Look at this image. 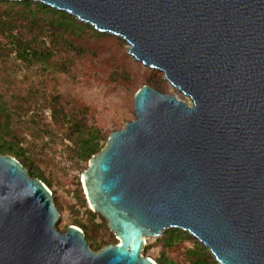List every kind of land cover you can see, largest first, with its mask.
<instances>
[{
	"label": "water",
	"instance_id": "1",
	"mask_svg": "<svg viewBox=\"0 0 264 264\" xmlns=\"http://www.w3.org/2000/svg\"><path fill=\"white\" fill-rule=\"evenodd\" d=\"M27 1V0H11ZM101 32L192 99L144 85L136 119L83 173L119 243L66 233L53 193L0 153V264H157L148 238L190 232L219 264H264V0H33Z\"/></svg>",
	"mask_w": 264,
	"mask_h": 264
},
{
	"label": "rangeland",
	"instance_id": "2",
	"mask_svg": "<svg viewBox=\"0 0 264 264\" xmlns=\"http://www.w3.org/2000/svg\"><path fill=\"white\" fill-rule=\"evenodd\" d=\"M21 2L0 0V21L5 22L0 25V34L7 37L12 31L16 33V39L0 35V129L8 125L10 135L3 138L21 143L24 157L17 160L27 171L39 172L50 182V187L44 183L60 213L56 228L66 233L71 225L80 229L79 225H84L90 248L98 252L119 240L107 219L104 217L105 222L93 211L83 184L90 161L75 156L71 129L55 119L53 109L63 107L72 119L97 127L104 145L112 132L137 118L134 98L144 85L175 95L189 105L192 99L174 87L164 71L135 59L124 38L101 32L89 23L94 30L86 26L66 32L52 25L51 14L35 10L34 3L28 8ZM14 40L35 56L21 59ZM174 229L148 238L143 255L157 264L161 260L190 264L189 251L201 245L206 249L204 254L216 260L188 231L182 230L183 236L169 243Z\"/></svg>",
	"mask_w": 264,
	"mask_h": 264
},
{
	"label": "trees",
	"instance_id": "3",
	"mask_svg": "<svg viewBox=\"0 0 264 264\" xmlns=\"http://www.w3.org/2000/svg\"><path fill=\"white\" fill-rule=\"evenodd\" d=\"M24 5H26L28 8H30L31 3H34L36 5L35 10H41L46 13L51 14L52 16V25L57 28L63 29L66 32L69 31H81L84 27H89L90 29L94 30V28L87 24L80 22L76 17L72 16L71 14L59 11L55 8H52L48 5H45L40 2H33L31 0L22 1ZM5 24V22L0 21V25ZM17 29V28H16ZM2 32V31H1ZM1 35V34H0ZM5 38H9L12 36V38L16 39V33L12 31L10 35L4 36ZM16 41V42H15ZM17 49H19V53L21 56V59L23 60H31L35 55L29 54L30 51H27V48L22 47L17 40L13 41ZM10 43V41H9ZM12 46V43H10ZM39 58V57H37ZM53 116L58 122H61L62 124L68 125L69 129H71V141L74 144V147H72V150L75 154V156L78 159L90 161L91 158L99 153L106 145L108 139H106V142L104 145L101 144L100 139V130L97 127L89 126L86 123L80 122L78 120L72 119L68 114L65 113L63 107H60L59 111L54 108L53 109ZM9 136V127H4L0 129V153L7 156V155H13L16 159L19 157H24V149L21 147L20 142H16L14 139L6 140L3 138V135ZM28 159V158H27ZM30 164V167H32L30 161H28ZM26 168V166H25ZM31 177L39 178L43 182H45L49 187L51 186L50 182L46 179V177L36 172L32 169L28 170ZM103 220L106 222V219L102 217ZM85 235H86V227L84 225H79ZM171 235L168 238L169 243H173L174 241L178 240L183 236L184 232L181 229H174L170 231ZM86 238H88V235H86ZM200 245V244H199ZM205 248L201 247V245L191 251H189V262L190 264H219L218 261L214 260L211 261L210 258H208L207 255H205ZM146 251V249H145ZM159 264H175V263H169L167 261L161 260Z\"/></svg>",
	"mask_w": 264,
	"mask_h": 264
},
{
	"label": "bare ground",
	"instance_id": "4",
	"mask_svg": "<svg viewBox=\"0 0 264 264\" xmlns=\"http://www.w3.org/2000/svg\"><path fill=\"white\" fill-rule=\"evenodd\" d=\"M195 237H197V236H195ZM198 238V237H197ZM199 239V238H198Z\"/></svg>",
	"mask_w": 264,
	"mask_h": 264
}]
</instances>
